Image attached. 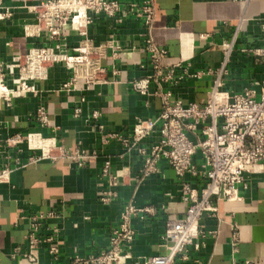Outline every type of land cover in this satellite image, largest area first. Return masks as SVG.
Returning <instances> with one entry per match:
<instances>
[{"label": "crops", "instance_id": "1", "mask_svg": "<svg viewBox=\"0 0 264 264\" xmlns=\"http://www.w3.org/2000/svg\"><path fill=\"white\" fill-rule=\"evenodd\" d=\"M41 1L3 0L12 15L0 19V60L9 61L42 45H59L68 54L76 53L85 36L68 24L60 37L50 40L36 12ZM119 1L118 20L95 13L86 28V37L93 43L110 46L103 60L106 82L94 85L80 79L64 89L72 72L57 62L49 68L48 78L36 83L38 93L14 96L10 101L0 98V169L10 170L8 179L0 180V264H67L76 254L90 256L106 250L128 205L149 206L154 211L132 218L135 238L125 264H145L151 256L168 252L163 238L167 220L184 217L188 207L181 198V179L166 158L159 161L157 172L140 179L143 156L137 150L127 151L120 138L108 142L102 138L105 133L128 137L136 117L154 118L162 109L161 97L154 93L158 84L152 82L149 95L135 91L131 84L153 72L146 49L148 36L167 51L162 57L164 66L181 63L190 73L219 68L225 43L234 41L223 87L232 93L251 89L260 96L264 55L254 50L264 49V0H154L149 35L144 19L132 9L144 0ZM177 74H182L181 68ZM213 79L212 72L185 76L161 89L172 91L173 102L204 104ZM8 84L13 86L10 80ZM40 107L47 111V124L38 117ZM30 133L65 149L97 150L99 157L82 167L61 157L38 159L42 150L30 148ZM159 139L158 132H153L142 145L150 147ZM107 158L113 170H121L118 196L109 204L100 200L107 187L101 175ZM195 159L200 163L201 154ZM189 179L197 186L204 183ZM49 211L55 215L43 221L34 251L37 262H32L26 256L30 218ZM234 222L239 232L236 249ZM200 228L203 236L197 241L201 247L191 246L188 259L178 258L176 264H231L247 259L264 264V166L246 172L239 198L219 201L215 213L203 215ZM51 246H57V255L50 252Z\"/></svg>", "mask_w": 264, "mask_h": 264}, {"label": "built area", "instance_id": "2", "mask_svg": "<svg viewBox=\"0 0 264 264\" xmlns=\"http://www.w3.org/2000/svg\"><path fill=\"white\" fill-rule=\"evenodd\" d=\"M43 8L38 14L40 25L49 31L53 40L61 36L62 28L70 24L80 30L85 38L75 48L74 54H68L59 45L34 46L25 55H16L9 61L0 60V98L10 101L14 96L38 93L36 83L48 78L49 68L57 62H63L71 70V79L63 85L69 89L78 80L84 79L88 84H101L107 81L103 60L107 54V44H95L86 37L87 27L93 22V14L103 13L115 20L119 19L121 3L119 0H42ZM136 14L142 17L148 28V35L155 16L154 0H144L141 5L133 6ZM12 10L0 0V19L11 17ZM264 30V22H263ZM234 41L225 43L223 62L216 70L190 73L188 67L181 63L164 66L162 57L167 51L158 47L151 36L147 38L146 49L152 74L131 81L135 91L143 95L150 94L152 82L158 84L154 92L161 97L162 109L154 118L136 117L132 134L121 137L117 134H103L104 142L110 138H120L127 151L137 150L144 158L140 179L144 180L158 171L161 158H166L170 166L181 179V198L188 204L184 217L168 219L163 238L169 244L165 254L148 258L145 264H176L178 258L188 259L191 246L200 248L197 241L202 231L200 220L205 213H215L217 203L221 200L239 198V185L244 181L246 172L256 171L264 166V81L260 96L248 89L241 93H232L224 89V74L233 50ZM256 54L264 55V49H255ZM181 68L182 74L177 70ZM214 75L213 85L204 104L181 100L172 101V91H163L165 83H175L188 77H201L204 74ZM10 80L13 86L8 84ZM38 117L43 124L48 122L44 107L38 110ZM103 131V125L99 126ZM158 132V143L147 147L142 142L153 132ZM190 135L194 136L192 138ZM16 141L19 137L15 138ZM27 141L32 149H41L38 159L59 157L71 159L79 166L98 159L97 150L65 149L58 147L50 139L38 133H30ZM10 144V140H8ZM201 154L199 163L195 157ZM10 170L0 169V180H7ZM101 175L106 179L107 187L101 193L100 200L109 204L118 196L117 186L120 183L121 170H113L112 162L105 159ZM192 178L202 180L197 186ZM154 208H138L133 205L125 207L122 221L110 238V246L97 254L71 257L67 264H125L130 258V250L135 238L132 218L141 213H152ZM55 212L40 213L30 218V230L27 238L29 250L27 258L37 262L34 251L40 238L39 230L46 218L54 217ZM233 247L239 243L238 223H233ZM48 238L47 241H51ZM50 252L57 255V246H51ZM231 264H254L247 259Z\"/></svg>", "mask_w": 264, "mask_h": 264}, {"label": "rangeland", "instance_id": "3", "mask_svg": "<svg viewBox=\"0 0 264 264\" xmlns=\"http://www.w3.org/2000/svg\"><path fill=\"white\" fill-rule=\"evenodd\" d=\"M42 10H43V8L40 7V4H39L38 8L36 9L37 14H39V12H41ZM49 39H50V40H53V39H51L50 37H49Z\"/></svg>", "mask_w": 264, "mask_h": 264}]
</instances>
